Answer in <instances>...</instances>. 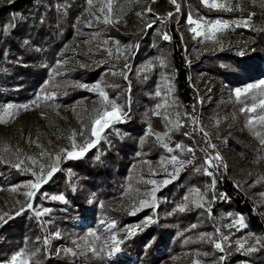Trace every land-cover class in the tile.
Instances as JSON below:
<instances>
[{"label":"rangeland","instance_id":"1","mask_svg":"<svg viewBox=\"0 0 264 264\" xmlns=\"http://www.w3.org/2000/svg\"><path fill=\"white\" fill-rule=\"evenodd\" d=\"M16 1L18 0L9 3L8 0H0V7L9 6ZM76 1L55 0V7L61 6V9L65 10L71 2ZM167 1L176 9V5L171 0ZM200 2L210 10L228 13H264V7L261 6L264 0H216L217 3L231 6L232 11L209 8L202 3V0ZM211 2L212 0H209V3ZM84 3L85 9L78 15L73 25L74 35L59 50L58 60L50 69L48 84L42 87L47 93H54V97L45 100L41 88L35 101L27 105L28 110L20 107L22 105L12 104L16 106L12 109L13 115L11 117L5 115L4 119L7 123H0V151L12 154L17 163L23 160L21 169L27 168L38 172L41 164L46 168L56 164V155L61 156L58 167L67 159L66 153H62L61 149L71 150L73 132L83 131L90 136L91 122L96 115L93 109H101V97L85 88L93 95L92 99H82L71 107L62 106L56 100L66 94L65 90L71 84L68 74L73 69L84 66L79 56L89 55L93 64L108 68L101 79L87 86L92 87L100 83L110 100L123 106L126 113L130 102L134 100L139 119L145 125L144 137L152 138L162 148V153L157 158H149V153L138 152L136 160L129 168L123 192L100 204L128 214L134 206L139 207L140 200L153 203V197L145 193L150 192L154 187H159L155 192L154 206L136 212L135 215L139 216L138 221L121 228L110 229L108 225L112 222L104 219L95 227L89 228L86 222L78 219L76 231L71 238L75 251L90 252L95 257L106 258L111 262H115L116 258H129L121 251L109 257L112 234L115 233L119 239L120 235H128L129 229L135 230L137 226L141 227L146 218L151 217L153 221L161 222V227L167 230L163 238L171 234L172 241L178 240L176 246L179 250L160 264H193V261H198V264H264V235L249 226L243 213L230 206L226 194L218 191L216 184L214 188L210 187L213 179L231 182L234 191L251 204L253 215L264 224V145L260 142L264 139V126L255 122L253 127L248 126L249 116H256L261 110L257 109V113L240 111L245 105L251 106L264 97H260L258 90H254L253 93L242 97L240 103L235 98L236 89L245 88L248 84L258 83L264 79V46L246 33L248 26H244V22L247 20L207 18L199 15L194 5L184 0L180 10H176L180 18L173 25L167 26L168 20H156L150 15L146 0H112L113 22L105 24L104 16L99 11L101 6L99 0H93L91 7L87 0H84ZM137 13H143V17L138 16ZM189 15L193 19L203 18L207 22L220 20L228 23L229 27L216 32L211 40L205 39L204 36L193 38L194 34L189 31L190 26L187 23ZM148 23L153 27L146 35L145 41L139 43L124 38L146 33L151 28L145 27ZM87 29H90V32L85 31ZM110 30L118 32L122 37L111 36ZM164 34L177 36L181 49L180 57L188 69L187 83L196 99L198 112L193 120L197 123L193 122L189 129L183 120L187 112L177 95L175 80L178 72L172 67L169 58L170 49L163 43ZM121 52L124 54L121 55ZM241 52L244 54L241 55ZM58 61L62 65L59 68H57ZM249 64L258 76L250 81L243 76L247 72L244 67ZM228 70L235 73L233 76L242 80L241 83L233 85L223 79L224 71L228 72ZM56 71L60 74L56 75ZM121 79L126 86H122ZM132 84L137 87L138 96L130 94L129 86L131 88ZM157 91H160V96L156 95ZM253 96L256 97L255 100ZM165 100L172 106L160 108V115H155L157 105L164 103ZM2 113L3 107L0 108V114ZM166 114L173 121L172 124L165 121ZM177 114L179 122L184 125L178 131L175 130ZM149 126L152 133L163 134L169 128L173 130L169 132L170 138L165 137L163 142H160L155 135H148ZM112 127L105 130L99 142L107 138V132H112ZM200 128L208 133L207 138L199 131ZM91 138L95 139V137ZM74 139L78 145L84 142V138L80 135H76ZM209 141L215 145L214 149L208 147ZM163 143L174 151L169 153ZM178 143L185 148L191 147L193 153L181 154L180 150L175 148ZM216 153L222 157V160L216 162L218 166L209 169L213 173L212 176L205 175L203 171L207 167L204 163L205 158L208 155L215 156ZM173 154L181 159H192L193 163L187 165L180 171L177 179L172 181L187 179L189 184L184 186L180 197L170 202L163 196V190L172 182L162 186V181L168 177L161 167V160ZM29 157L32 160H29ZM165 166L170 172L173 171L171 165ZM186 168L189 170L191 168V172L186 171ZM24 172L28 174L29 179L9 186H0V216H3L0 224L19 211L22 204L25 205V210L28 209L26 207L28 201L23 195L28 189L23 186L34 178L31 171ZM46 174L45 172V176ZM149 180H156L157 185L147 183ZM182 185H184L183 181ZM14 187L18 188V191H12ZM192 189H199L204 195V200L200 201L191 192ZM51 197V201L64 203L52 200ZM185 197H188L187 201ZM193 200L203 203L204 207H196L192 203ZM185 205H187L185 210L179 211V208ZM209 208L210 212L207 211ZM36 211L41 212V216L46 214L43 213V209L37 208L34 212ZM241 217L246 227L241 228L239 224L228 226ZM184 218L189 219L190 222L182 226L181 222H184ZM192 225L196 227L193 228ZM57 233L51 234V238H60V234L57 236ZM91 233H95L99 239ZM225 236L227 240L223 239ZM214 242L221 243L224 251L217 250ZM240 243L244 244L243 249H239ZM249 247H255L257 250L247 252L246 249ZM92 248L96 249L95 253ZM221 256L224 257L223 261L220 260ZM20 259L29 261L24 255ZM128 264H135V260L131 259Z\"/></svg>","mask_w":264,"mask_h":264},{"label":"trees","instance_id":"2","mask_svg":"<svg viewBox=\"0 0 264 264\" xmlns=\"http://www.w3.org/2000/svg\"><path fill=\"white\" fill-rule=\"evenodd\" d=\"M188 1L194 5L199 15L207 18L246 19V33L264 46V13H228L210 10L200 0ZM146 2L151 9L150 15L156 20H168L167 26L173 25L180 18L175 7L167 0ZM176 2L182 7L184 0ZM84 9V0L71 2L65 10L61 6L56 8L55 0H18L9 6L0 7V108L7 104L28 105L35 101L37 93L50 77V69L58 60L59 50L73 37L75 19ZM8 25L14 26L5 33L4 28ZM152 27L146 33L124 38L140 43L145 41ZM89 30L85 31L90 32ZM109 33L114 37H122L114 30ZM173 36L170 35V40H164L163 43L170 49L172 67L178 72L175 80L177 95L187 112L183 120L189 129L198 107L187 83L188 69L180 57L177 36ZM25 41L28 43L25 44ZM79 58L84 66L77 67L68 74L71 84L65 90L66 94L56 99L62 106L71 107L82 99H92L93 95L78 85L96 82L108 68L93 64L89 55H80ZM244 68L247 72L243 76L248 81L258 78L250 64ZM234 74L229 70L224 71L223 79L233 85L241 83L242 80L236 79ZM121 82L123 87L126 86L124 80L121 79ZM130 94L139 95L134 84L130 88ZM127 112L124 122L114 124L112 132L106 131L107 138L102 139L84 156L62 161L58 170L33 198L32 209H27L20 215L15 212L0 224V263L23 252L30 264H128L131 259L135 260V264H160L179 250L176 246L178 240L172 241L171 234L162 237L167 230L161 227L158 220L147 226L143 223L130 236H119L118 240L122 241L120 251L129 258H116L115 262H111L106 258L95 257L90 252L79 253L74 249L71 238L76 231L78 219L86 222L89 228L95 227L102 219L115 222L116 228L139 219L137 215L129 216L105 204L100 206L123 192L126 176L138 152L149 153V158H157L162 153V148L152 138L144 137L145 125L139 119L134 100L130 102ZM11 155L0 151V186L29 179L26 172L13 167L18 163ZM185 170L191 172L188 168ZM182 181L172 182L163 190V196L168 201L173 202L181 196L184 186L189 184L187 179ZM216 189L226 194L232 208L246 216L250 227L264 235V224L253 215L251 204L234 191L231 182L217 179ZM57 195H63L67 203L50 200L51 196ZM37 208L50 209V212L37 217L34 212ZM189 222V219L184 218L181 225ZM55 232L60 234V238H51V234ZM32 253L36 255L33 257Z\"/></svg>","mask_w":264,"mask_h":264},{"label":"snow or ice","instance_id":"3","mask_svg":"<svg viewBox=\"0 0 264 264\" xmlns=\"http://www.w3.org/2000/svg\"><path fill=\"white\" fill-rule=\"evenodd\" d=\"M9 3L14 2V0H8ZM89 6H93V0H87ZM171 2L173 4L176 5V10L179 11L180 10V6L178 4H176V0H171ZM100 3V8L99 11L100 13L104 16V20L103 22L105 24H111L113 21L111 19V15H112V0H99ZM202 3H204L206 6H208L209 8H216V9H220V10H228V11H232L233 8L229 5H226L224 3H217L216 0H212L211 3H209V0H202ZM262 7H264V3L261 4ZM148 12L151 11V9H147ZM138 16L143 17V13H137ZM169 16H172V13L168 14ZM250 18V17H249ZM97 19H99V17H97ZM187 23L190 26L189 27V31L192 32L194 34L193 38L196 37H200V36H204L205 39H213L214 35L216 32L221 31L224 28L229 27L228 23L226 22H222L220 20H216L214 22H207L204 21L203 18L200 19H193V17L191 15L188 16L187 19ZM91 24V22L89 21V25ZM247 25V21L244 22V26ZM14 25H8L7 27L4 28V32L7 33L9 28L13 27ZM146 28H150L152 27V24L148 23L145 24ZM206 33H211V35H206ZM162 38L164 40H169L170 36L168 34H164L162 36ZM25 44L28 43V41L24 42ZM107 43V42H105ZM131 47V46H129ZM124 53L121 52V55H123ZM241 55H243L244 53L241 52ZM61 63L58 61L57 62V68L61 67ZM125 67H127V65H125ZM56 75H59L60 73L58 71L55 72ZM125 79H127V76H125ZM48 82H45V87L47 86ZM79 87H84L87 88V90L92 91V92H96L99 97H101V109H93V111L96 113V115L94 116V118L92 119L91 122V127L89 129L90 132V136L86 135L85 132L81 131L80 133H76L73 132L72 134V144H71V150L68 149H61L62 153H66V158L67 159H79L81 158L90 148L94 147L97 143H99V140L102 138L104 132L106 129L112 127L115 123H122L124 122L125 117H127V113L124 111L123 106L117 104L114 100H110V98L108 97L107 92L104 90L103 87H101L100 83H97L95 85H93L92 87H88L87 85H78ZM254 90H258V95L260 97H264V79H261L258 83H251L248 84L245 88L242 89H236L235 90V98L236 101L238 103L242 102V97L246 96L247 94L253 93ZM42 91L44 92V96L43 98L45 100H50L54 97V93H47L45 91L44 88H42ZM129 91H130V86H129ZM171 91V89H170ZM157 96H160L161 93L160 91L156 92ZM39 99V97H38ZM253 99L255 100L256 97L253 96ZM172 105L168 104V102L165 100L164 103L162 104H158L157 105V111L154 113L155 115H160L159 109L160 108H167V107H171ZM16 107L12 104H7L3 107V113L0 114V123H7V121L4 119V116L7 115L9 117H11L13 115L12 109ZM22 108H24L25 110H28V106L27 105H22L20 106ZM257 109H260L261 112L259 114H257L256 116H249L248 119V126L251 128L254 126V122L260 124L261 126H264V98L259 99L258 103L254 102L252 103L251 106H247L245 105L244 107H242L240 109V111L242 113H257ZM165 121L168 122V124H172L173 121L169 119V116L166 114L164 116ZM194 123H197V121L193 120ZM167 126V125H166ZM184 125L182 123L179 122L178 119V114H177V120L175 123V130H179V128L183 127ZM173 129L169 128L168 131L164 132L163 134L161 133H152L151 132V128L149 126V132L148 135H155L157 138V141L163 142L165 137H169V132H171ZM199 131H201L204 135L205 138L208 137V133L204 132L203 128H200ZM185 135H188L187 133H184ZM76 135H80L81 137L84 138V142L82 144H77L74 137ZM257 135H259V133H257ZM91 137H95V139H92ZM261 144L264 145V139H261ZM163 146L167 149V151L169 153H172L174 150L172 148H169L168 145L166 143H163ZM208 147L209 148H215V145L211 144V142H208ZM175 148L177 150H180L181 154H183L184 152L187 153H193V149L191 147H187L185 148V146H183L182 144H176ZM205 151H207L205 149ZM29 160H32L31 157L28 158ZM61 160V156L60 155H56L55 156V161L57 162L54 165L48 166V168L45 167V165L41 164L39 171H34L31 169H21V165L24 163L23 160L20 161V163L18 164H14L13 167H16L18 170H22V171H31V175L34 178L33 180H29L23 187L27 188V191L23 192V195L25 196L26 200L28 201L26 204V207L28 209H32L33 205L31 203V200L33 198L36 197L37 193L39 192V190L41 189V186L46 183L48 181V179H50L53 174L58 170V162ZM222 157L219 156L218 153L215 154V156L212 155H208L205 158V165H207V167H205L203 169L204 174L208 175V176H212L213 173L211 171H209L210 168H213L214 166H218L216 164L217 161H221ZM33 164H35V160L32 161ZM193 161L192 159H181L179 156L173 154L168 158H162L161 160V167L163 168V171L167 174L166 179H164L162 181V186H166L167 184L171 183L173 180L177 179V177L179 176L180 171H182L187 165L192 164ZM171 165L173 171H169L168 167H166L165 165ZM199 170V169H198ZM45 172L47 173L45 176ZM147 183H150L152 185H157V181L156 180H149L147 181ZM216 184V180L213 179L212 183L210 185V187L214 188ZM159 190V187H154L150 192L145 193V195L148 196H152L153 197V203H149L148 200H140L139 201V207H133L129 210L128 214L129 215H135L136 212L141 211L143 208L145 207H153L154 206V197H155V192ZM12 191H18V188L14 187L12 188ZM137 191L139 192V189H137ZM191 192L193 194H195V196H197L199 198L200 201L204 200V195L200 192L199 189H192ZM223 198V197H222ZM52 200H59L61 202L67 203V201L65 200V197L63 195H57V196H52L51 197ZM213 199H215V197H213ZM185 200H188V197H185ZM17 203H21L20 201H17ZM193 204H195L196 207H204L203 203H197L196 200L192 201ZM185 206H181L179 208V211L183 212L185 210ZM25 211V205L22 204L21 208L19 209V211L16 212V215H20ZM50 209H43V213H47L49 212ZM207 211H211V209H207ZM7 215V214H4ZM35 215L37 217L41 216L42 213L39 211L35 212ZM231 215V214H229ZM9 218H11L9 216ZM0 220H3V216H0ZM154 221L152 220L151 217L146 218V221L144 222V226H147L150 223H153ZM236 224H239V226L241 228L246 227V225L243 222V218H239L238 220L234 221L232 225H228L229 227L235 226ZM115 222H112L111 224L108 225V227L114 228ZM193 228L196 227V225H192ZM137 228H139V226H137ZM217 231H219V229H217ZM134 234V230L129 229L128 230V235H132ZM59 235V233H57V236ZM91 235L95 236V233H91ZM96 239H99L98 236H95ZM203 238V237H202ZM209 239H211V237H209ZM224 240H227L228 238L225 236L223 237ZM111 241H112V248L109 250V257L115 255L116 253H118L120 251V244L122 243V241L118 240L115 233L112 234L111 236ZM259 242V241H258ZM105 247H107V245H105ZM214 247L223 252V246L221 243L219 242H214ZM244 248V244L240 243L239 244V249H243ZM238 249V250H239ZM257 249L255 247H249L246 249L247 252H252V251H256ZM67 251H71V250H67ZM92 251L95 253L96 249L92 248ZM74 254V253H73ZM24 253L21 252L17 255H14L11 257V259L7 262V264H29V261L27 259H20L21 256H23ZM36 255V253H32V256L34 257ZM224 257L221 256L220 260L223 261ZM38 264V262H37ZM193 264H198V261H193Z\"/></svg>","mask_w":264,"mask_h":264}]
</instances>
